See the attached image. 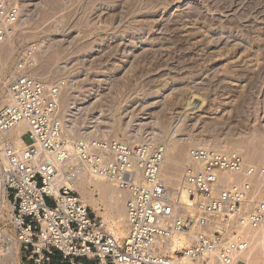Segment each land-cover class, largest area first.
<instances>
[{
	"label": "rangeland",
	"instance_id": "obj_1",
	"mask_svg": "<svg viewBox=\"0 0 264 264\" xmlns=\"http://www.w3.org/2000/svg\"><path fill=\"white\" fill-rule=\"evenodd\" d=\"M6 1L18 20L0 45L3 91L18 62L32 60L24 73L61 91L71 142L174 144L171 189L194 148L245 154L248 166L264 169V0ZM254 185L251 201L263 200ZM107 206L98 216L108 230L126 222L125 205ZM260 237L247 238L259 257ZM19 262L30 264L22 251Z\"/></svg>",
	"mask_w": 264,
	"mask_h": 264
},
{
	"label": "built area",
	"instance_id": "obj_2",
	"mask_svg": "<svg viewBox=\"0 0 264 264\" xmlns=\"http://www.w3.org/2000/svg\"><path fill=\"white\" fill-rule=\"evenodd\" d=\"M17 20L14 5L0 0V45ZM30 61L18 62L6 92L0 78L1 250L13 244L8 226L30 264H247L244 229L259 230L264 246V199L251 201L258 196L255 182L264 189V170L248 166L237 152L194 148L182 182L192 206L183 205L162 176L163 148L71 142L59 115L60 89L25 74ZM21 124L22 141L25 134L32 141L22 149L11 136ZM223 175L239 179L224 183ZM84 176L126 193L123 242L66 183ZM176 234L193 241L171 256L161 247Z\"/></svg>",
	"mask_w": 264,
	"mask_h": 264
},
{
	"label": "bare ground",
	"instance_id": "obj_3",
	"mask_svg": "<svg viewBox=\"0 0 264 264\" xmlns=\"http://www.w3.org/2000/svg\"><path fill=\"white\" fill-rule=\"evenodd\" d=\"M30 72H32V71H30ZM68 116H70V115L69 114L65 115L64 120L66 122H65L64 128L66 131L70 132L71 128H69L70 126L68 125V119H67ZM25 132H26V127L24 124L19 125L18 127H16L11 132V136H13L14 141L17 145V148H21V149L24 148L25 145L21 139V136ZM175 147L176 146L174 144L169 143V144L165 145V147L163 148L165 153H166V158H165V161H164L163 166H162V176H163L164 180L166 179L167 181H172V182H176V181L173 178H171V176H169V174L166 171V168H167V164L173 162L172 159H173V156L175 154ZM243 158H244L245 162H246V160L249 159L248 156H246L245 154H244ZM189 165H190V163L185 167V169H187ZM251 167L255 168L254 166H251ZM261 170H264V169H261ZM221 180H222V182L229 183V184H231L235 181L234 177L233 176L231 177L230 175L221 176ZM181 181L183 182V180H181ZM66 183H68V185L71 188L76 189L78 191V193L80 194V196H81L82 200L85 202V204L88 207H90L97 216L104 214L102 212V208H101V205L103 203H108L110 210L121 208L120 206L123 207L125 205L124 202L126 203V198L124 201V195L122 193L124 191L119 190V188L112 182H104L102 180H95L93 178H90L89 176H87V177L84 176V177L79 178L75 182H67V180H66ZM169 183L170 182H167V184H168L167 186L170 190L172 197L176 198L179 201L181 200V204H183V205L188 204V206H192L191 205L192 197H189V195L185 191L183 192L182 183H181V186L174 185L172 187V189L169 187V185H170ZM108 184H109V186H108ZM110 184H112V186H116L118 191L116 189H114ZM2 205H3V203L1 202L0 206H2ZM4 206H5V208H8L7 205H4ZM192 210H193L192 208H189V211L192 212ZM9 212H10V209H9ZM125 217H126V214H125ZM123 226H125V228ZM109 229H110L109 231L120 242H122L124 239L127 238V235H128L127 230L128 229H127V224L125 222V218L123 220H119V221L112 220L111 225L109 226ZM258 233H260L259 230L244 229V234L246 235V238H248V239L251 237H254V235H256ZM178 235H179V237H178ZM192 241H193V237H188L185 234H176L168 242H166V245L161 247V250L163 252H165L166 254L174 256L176 254V252L183 250L185 247L189 246L192 243ZM259 245L261 246L262 250L264 251V246H263L261 237L259 238ZM252 250H253V247H251V248L249 247V249L247 250V252L249 254L246 252L244 255L246 263L247 264H253V263L258 262V261L260 263L263 260L262 257H264V254H261V256L259 257V255H257L255 252L252 253L251 252ZM20 252H21L20 244L14 238L13 244L9 250H1L0 249V264H12V263L21 264L19 262ZM185 263H188V261L185 260ZM256 264H258V263H256Z\"/></svg>",
	"mask_w": 264,
	"mask_h": 264
}]
</instances>
